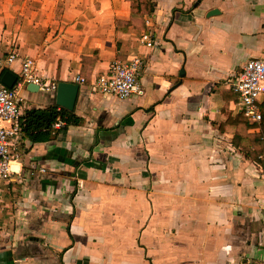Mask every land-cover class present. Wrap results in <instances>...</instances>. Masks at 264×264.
Instances as JSON below:
<instances>
[{
    "label": "crops",
    "instance_id": "0c3cea01",
    "mask_svg": "<svg viewBox=\"0 0 264 264\" xmlns=\"http://www.w3.org/2000/svg\"><path fill=\"white\" fill-rule=\"evenodd\" d=\"M151 2L137 30L125 0H0V77L30 58L39 78L78 84L139 58L144 90L78 84L80 125L42 143L21 132L0 183V264H264V171L225 123L241 113L230 79L264 57V0ZM15 89L22 119L56 105Z\"/></svg>",
    "mask_w": 264,
    "mask_h": 264
},
{
    "label": "built area",
    "instance_id": "2783aa9c",
    "mask_svg": "<svg viewBox=\"0 0 264 264\" xmlns=\"http://www.w3.org/2000/svg\"><path fill=\"white\" fill-rule=\"evenodd\" d=\"M150 20L145 19L144 25L150 27ZM140 42L148 49L154 47V42L147 31L141 34ZM15 59L14 53L7 58L11 64ZM142 62L139 58L114 60L106 74L97 76L86 82L83 77H77L79 85H89L92 93L103 97H114L119 100H129L141 97L144 90L140 81ZM17 86L33 84L43 92L55 93L57 84L48 78H39L35 73V62L26 58L21 62ZM8 89L0 84V183L9 182L14 176L12 165L16 157L11 156V147L19 139L22 128L20 102L15 86ZM229 89L237 96V107L247 119L249 125H260L262 114L260 105L264 99V57L248 59L238 74L229 81ZM58 121L54 128H62ZM44 172V170H40ZM1 203V191H0Z\"/></svg>",
    "mask_w": 264,
    "mask_h": 264
},
{
    "label": "trees",
    "instance_id": "16d2710c",
    "mask_svg": "<svg viewBox=\"0 0 264 264\" xmlns=\"http://www.w3.org/2000/svg\"><path fill=\"white\" fill-rule=\"evenodd\" d=\"M125 1L130 4L131 16L129 21L123 24L137 30H144V17L153 12L154 3L151 0ZM84 79L88 82V79ZM235 98L237 101V96ZM260 112L262 114L260 125H249L242 113L234 117L228 116L225 123L234 128L235 145L264 171V99L260 105ZM22 120V132L31 143L48 142L53 139L57 134L54 125L58 121H61L64 126H78L82 121L73 112L66 111L56 105L44 109L28 110Z\"/></svg>",
    "mask_w": 264,
    "mask_h": 264
},
{
    "label": "water",
    "instance_id": "95a60500",
    "mask_svg": "<svg viewBox=\"0 0 264 264\" xmlns=\"http://www.w3.org/2000/svg\"><path fill=\"white\" fill-rule=\"evenodd\" d=\"M217 10L208 12L207 17L217 14ZM18 77L11 73L9 70L5 71L0 77V84L8 89H12L17 83ZM79 85L75 83L59 82L55 91V104L69 112L74 109L75 101L77 98ZM12 170L15 172L16 166L12 165Z\"/></svg>",
    "mask_w": 264,
    "mask_h": 264
}]
</instances>
